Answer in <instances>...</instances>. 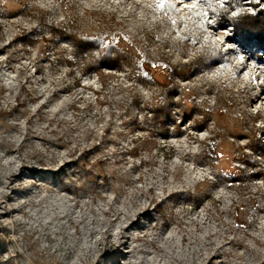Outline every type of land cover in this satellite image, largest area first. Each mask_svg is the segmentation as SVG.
<instances>
[{"label": "rangeland", "instance_id": "obj_1", "mask_svg": "<svg viewBox=\"0 0 264 264\" xmlns=\"http://www.w3.org/2000/svg\"><path fill=\"white\" fill-rule=\"evenodd\" d=\"M168 4L173 15L160 12L155 0L3 3L0 264H264L260 175L231 190L219 179L238 177L234 157L246 143L237 137L243 127L260 129L263 146L255 160L263 169L264 52L257 57L237 44L230 28L217 30L208 4ZM29 10L49 24L76 13L85 34L106 33L105 55L114 60L122 53L118 63L87 71L91 54L60 34L50 36ZM34 29L38 41L20 45V30ZM181 43L218 51L224 62L200 68L187 82L176 80L186 88L183 97L173 98L164 121L153 122L148 101L157 87L142 80L135 59H157L159 52L170 64L186 63L194 50L181 58L174 49ZM152 73L164 80L162 68ZM16 96L20 106L10 110ZM197 107L214 110L206 127ZM214 131L220 141L211 164L203 149ZM148 135L150 150L132 158L130 149ZM103 159L106 181L96 162ZM204 179L214 185L196 194ZM237 194L248 226L234 231ZM253 199L260 205L249 204ZM145 208L149 216H136ZM116 212L119 221H113Z\"/></svg>", "mask_w": 264, "mask_h": 264}, {"label": "trees", "instance_id": "obj_2", "mask_svg": "<svg viewBox=\"0 0 264 264\" xmlns=\"http://www.w3.org/2000/svg\"><path fill=\"white\" fill-rule=\"evenodd\" d=\"M216 1L217 0H212L210 10L213 13L215 28L217 30L230 28L232 31V38L237 42V44L257 57V52L259 50L264 52V0H260L259 3H256L255 0H224V5L218 4ZM246 1L250 2L251 9H248L245 4ZM4 2L5 0H0L1 8L3 10L0 12V17L3 16L5 12L3 7ZM260 6L262 7L260 8ZM158 9L160 12L168 11L170 15L175 13L174 8L168 4V0L163 8ZM213 9H215V11H213ZM28 14L30 17L37 20V26L39 24L41 27L48 28L52 31V33L49 34L50 36H53V38L60 34L74 44L77 51H82L83 53L85 51L89 52L91 54V60L88 63L89 65L87 67V71L91 69L99 71L101 65H114L118 63L119 56H121L122 53H120L114 60L105 55V52H108L109 50L106 33L100 35L99 37L85 34L82 28L81 17L76 15V13H66L61 22L58 24H49L48 18H39L31 10L28 11ZM35 32V29L31 32L20 30L17 34L18 43L23 47L34 45L38 41V37ZM45 37L46 36L43 35V41L46 40ZM190 47L191 46H188L185 43H181L174 48L181 58L187 59L190 57L189 53H193L192 50H194L195 56H193L191 60L186 63H179L178 65L170 64L164 59V55L159 52L157 59H153L147 56V54L139 59H135V69L138 71L142 80L150 82L152 85L157 87L156 94L148 101L150 119L153 122L164 121L170 114L169 109L173 98L183 97L186 88L179 85L176 80L187 82L198 73L200 68L210 70L213 66H217L224 62L222 53L216 51L215 48V54H211L208 47H202L199 50H190ZM99 51H101V53H99ZM65 58L66 63L71 66L72 58ZM154 68H162V71L164 72L163 81H158L154 77V74L152 73V69ZM0 93H3V87H0ZM15 101L16 105L12 106V108L18 107L19 99L15 98ZM218 101L220 104V99H218ZM179 103L182 104L181 102ZM226 105L227 104L218 109L217 112L220 116H223L225 113V108L227 107ZM197 110L201 115V120L198 122L206 127L208 120L210 118H214V110L209 108L203 109L200 107H197ZM5 114L4 109H0V116H4ZM261 136L260 129L258 127L256 128L255 125L249 129L243 127V131L240 135H237L238 138L244 137L246 143L244 146H238L235 151L234 173L238 176L237 179L232 181L224 175L219 177L225 188L231 190L233 185L242 187L249 177H254L256 175H260L262 185L264 186V166L263 169H261L255 160V154L257 151H260L263 146ZM225 137H227L226 134ZM219 141V135L214 131L212 136L207 140L205 148L203 149L206 154V160L211 164H214L218 160ZM148 144L150 145L149 135L135 147L133 146L128 154L132 158H137L140 156V152L142 150H150L151 147L149 148ZM246 150H249V152ZM96 162L99 166L98 176L106 181L107 175L106 170L104 169L106 159L98 160ZM84 168L85 167H82V169ZM212 185H214L213 181L210 179H204L194 187V191L198 194L200 192V187ZM236 198L237 200L232 205L234 231L248 226L247 220L242 218V215L239 213L242 203L240 195L237 194ZM251 203L254 205L257 204L258 206L260 205V201L257 199L250 200L249 204Z\"/></svg>", "mask_w": 264, "mask_h": 264}, {"label": "snow or ice", "instance_id": "obj_3", "mask_svg": "<svg viewBox=\"0 0 264 264\" xmlns=\"http://www.w3.org/2000/svg\"><path fill=\"white\" fill-rule=\"evenodd\" d=\"M255 2L259 3L260 0H255ZM155 3L157 8H163L167 3V0H155ZM183 3L185 7H193L196 4L199 5L208 4L209 6H211L212 0H183ZM213 11H215V9H213ZM172 23H175V21L173 20Z\"/></svg>", "mask_w": 264, "mask_h": 264}, {"label": "bare ground", "instance_id": "obj_4", "mask_svg": "<svg viewBox=\"0 0 264 264\" xmlns=\"http://www.w3.org/2000/svg\"><path fill=\"white\" fill-rule=\"evenodd\" d=\"M16 98H18L19 99V96H16ZM20 105L18 104V107H19ZM21 106L22 107H24V104L23 103H21ZM17 107H15V108H11L10 110H12V109H16ZM0 109H3L2 108V106L0 107ZM6 113V112H5ZM11 113V112H10ZM7 114V113H6ZM10 145H13V143H10ZM160 206V204H158V207ZM139 214H143L142 216H145V217H147V216H149V211L147 210V208H145L143 211H141V212H139V213H137L136 214V216H139ZM122 217V214H121V212H116L115 213V216H114V218H113V221H116V220H120V218ZM135 221V219H132L131 221H130V224L131 223H133ZM125 228H127V227H125ZM108 238L109 239H111V233L110 232H108ZM238 242V241H237ZM155 245V241H153L152 242V246H154ZM111 246H113V244H111Z\"/></svg>", "mask_w": 264, "mask_h": 264}, {"label": "built area", "instance_id": "obj_5", "mask_svg": "<svg viewBox=\"0 0 264 264\" xmlns=\"http://www.w3.org/2000/svg\"><path fill=\"white\" fill-rule=\"evenodd\" d=\"M220 3H221L222 5H224V1H223V0H222ZM245 4L247 5L248 9H251V4H250L249 1H246ZM261 7H262V6H260V8H261Z\"/></svg>", "mask_w": 264, "mask_h": 264}]
</instances>
